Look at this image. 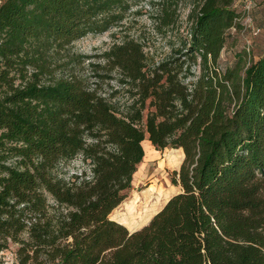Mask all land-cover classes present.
<instances>
[{
  "label": "trees",
  "instance_id": "obj_1",
  "mask_svg": "<svg viewBox=\"0 0 264 264\" xmlns=\"http://www.w3.org/2000/svg\"><path fill=\"white\" fill-rule=\"evenodd\" d=\"M190 3L181 47L156 64L133 38L97 55L131 96L120 105L55 71L61 57L89 58L72 43L120 25L131 0H0V252L17 244L0 264H264V42L221 63L247 13L240 0ZM145 138L183 155L170 178L180 191L129 231L154 193L109 215ZM78 154L87 167L59 176Z\"/></svg>",
  "mask_w": 264,
  "mask_h": 264
},
{
  "label": "rangeland",
  "instance_id": "obj_2",
  "mask_svg": "<svg viewBox=\"0 0 264 264\" xmlns=\"http://www.w3.org/2000/svg\"><path fill=\"white\" fill-rule=\"evenodd\" d=\"M190 5V0H131V7L120 25L103 32L89 33L72 43L69 54L89 58H74L72 55L61 57L60 62L64 63L56 67L55 74L57 76L76 74L113 102L121 105L129 101L131 96L125 88L119 86L117 71L109 70L97 55L113 42L133 38L143 46L147 67L156 64L173 50L181 47L182 38L187 34L190 26L188 20ZM165 10H174L173 21H164ZM249 18L252 27L264 25V0L256 1ZM245 19L246 16L242 18L243 25L240 28H234L228 32L226 44L220 54L221 63L232 62L235 53L244 47L253 57L259 53L262 42H264V30L256 35L252 32V27L245 23ZM196 70H198L197 65ZM143 141L144 156L133 174L132 187L123 201L109 215L111 219L117 221L115 218L117 213L115 214L114 210L121 207L130 196L144 197L149 192L154 193L144 203L143 215L138 214L134 220L125 221L130 226L129 229L143 226L172 195L180 191V187L173 185L170 178L172 172L179 168L183 155L177 161L175 154L179 151L177 148L167 147L159 150L147 138ZM167 155L171 156L172 161L167 160ZM86 167L87 161H84L81 154H78L70 160L61 162L57 167V172L59 176L68 177L73 173L81 172ZM16 248V243L9 242L7 249L0 252V259L13 263L16 259Z\"/></svg>",
  "mask_w": 264,
  "mask_h": 264
},
{
  "label": "built area",
  "instance_id": "obj_3",
  "mask_svg": "<svg viewBox=\"0 0 264 264\" xmlns=\"http://www.w3.org/2000/svg\"><path fill=\"white\" fill-rule=\"evenodd\" d=\"M256 0H240L242 6H243V9L245 10V12L247 13V16H246V19H245V23L247 25H250V18H249V15H248V11L253 7L254 3H255ZM254 33H257V29H254Z\"/></svg>",
  "mask_w": 264,
  "mask_h": 264
},
{
  "label": "water",
  "instance_id": "obj_4",
  "mask_svg": "<svg viewBox=\"0 0 264 264\" xmlns=\"http://www.w3.org/2000/svg\"><path fill=\"white\" fill-rule=\"evenodd\" d=\"M149 220H150V219H149ZM149 220H148V221H149ZM148 221H147V222H148ZM147 222H146V223H147ZM146 223H145V224H146ZM145 224H144V225H145ZM141 227H142V226H141ZM141 227H138V228H132V229H129V228H128V229H129V231H134V230L139 229V228H141Z\"/></svg>",
  "mask_w": 264,
  "mask_h": 264
},
{
  "label": "bare ground",
  "instance_id": "obj_5",
  "mask_svg": "<svg viewBox=\"0 0 264 264\" xmlns=\"http://www.w3.org/2000/svg\"><path fill=\"white\" fill-rule=\"evenodd\" d=\"M148 144V143H147ZM142 145H144V141H142ZM149 145V144H148Z\"/></svg>",
  "mask_w": 264,
  "mask_h": 264
}]
</instances>
